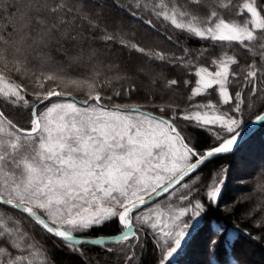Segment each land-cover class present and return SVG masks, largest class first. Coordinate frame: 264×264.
I'll return each mask as SVG.
<instances>
[{
    "label": "snow or ice",
    "instance_id": "snow-or-ice-1",
    "mask_svg": "<svg viewBox=\"0 0 264 264\" xmlns=\"http://www.w3.org/2000/svg\"><path fill=\"white\" fill-rule=\"evenodd\" d=\"M128 20L178 52L134 42ZM258 107L264 126V0H0V264H136L145 235L173 264L228 182L221 167L201 191L203 169L247 144Z\"/></svg>",
    "mask_w": 264,
    "mask_h": 264
},
{
    "label": "trees",
    "instance_id": "trees-1",
    "mask_svg": "<svg viewBox=\"0 0 264 264\" xmlns=\"http://www.w3.org/2000/svg\"><path fill=\"white\" fill-rule=\"evenodd\" d=\"M115 14V10H112ZM128 36L134 41L139 42L150 50L177 51L172 46V42L156 35L154 31L137 21L128 20ZM163 32L164 29L160 28ZM181 45L190 44L189 41L181 40ZM195 47V43H191ZM211 51V49H209ZM119 57L124 62H135V54L127 53L120 49ZM170 76H183L179 68L169 73ZM190 80H195L191 75L187 76ZM191 88V85L189 86ZM188 89H182L174 93L172 102L181 106L186 104ZM133 99H136L133 95ZM197 99H206L198 97ZM151 111H157L155 108H148ZM261 108L246 112L243 117V127L254 121ZM15 117V113H13ZM19 119V117H15ZM238 161L241 166L259 165L257 172L251 175L236 174ZM221 167L226 168L228 182L222 192L220 205L212 208L202 221L201 231L196 238L179 254L175 255L173 264H233L234 255L242 257L246 264H264V233L253 225V221L264 214V193L254 190V185L264 177V126H261L248 139L247 144L238 152L228 156L215 159L203 169L201 174V191L212 179V175ZM241 180L244 182L241 183ZM251 213V215H249ZM222 229L219 235H216V229ZM119 226L115 223L103 229L102 234L114 235L118 232ZM249 233L251 236H258L260 239H250L245 235L237 243L236 238L242 233ZM215 239L217 243L214 246L211 241ZM146 247L142 257H138L136 264H158V255L153 247L154 241L150 235H145ZM119 247V246H117ZM88 254L92 259L100 255L95 249H88ZM56 259L59 264H75V262L63 255L57 253ZM104 259L109 264H117V260L105 256Z\"/></svg>",
    "mask_w": 264,
    "mask_h": 264
},
{
    "label": "rangeland",
    "instance_id": "rangeland-1",
    "mask_svg": "<svg viewBox=\"0 0 264 264\" xmlns=\"http://www.w3.org/2000/svg\"><path fill=\"white\" fill-rule=\"evenodd\" d=\"M253 122V121H252ZM241 163L238 161L237 163V168L234 171V173L236 174H245V175H251L254 174L255 172H257L259 165L257 164L256 166H249V165H245V166H241Z\"/></svg>",
    "mask_w": 264,
    "mask_h": 264
},
{
    "label": "water",
    "instance_id": "water-1",
    "mask_svg": "<svg viewBox=\"0 0 264 264\" xmlns=\"http://www.w3.org/2000/svg\"><path fill=\"white\" fill-rule=\"evenodd\" d=\"M261 126H258V125H255L253 122L250 123L249 125H247L244 130L246 131V133H248V135L246 136V139H248L254 132H256ZM250 129H254V132H249ZM234 153V152H233ZM232 154V153H230ZM230 154H224L220 157H217V158H221V157H224V156H228ZM216 158V159H217Z\"/></svg>",
    "mask_w": 264,
    "mask_h": 264
}]
</instances>
